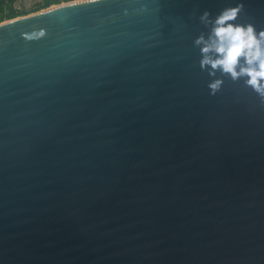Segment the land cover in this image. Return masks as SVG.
<instances>
[{"label":"water","instance_id":"95a60500","mask_svg":"<svg viewBox=\"0 0 264 264\" xmlns=\"http://www.w3.org/2000/svg\"><path fill=\"white\" fill-rule=\"evenodd\" d=\"M235 7L264 30V0L0 23V264H264V93L197 43Z\"/></svg>","mask_w":264,"mask_h":264},{"label":"clouds","instance_id":"9594fccd","mask_svg":"<svg viewBox=\"0 0 264 264\" xmlns=\"http://www.w3.org/2000/svg\"><path fill=\"white\" fill-rule=\"evenodd\" d=\"M240 11L241 7H235L222 12L214 20L209 38L197 41L203 44L202 64L220 69L233 79L249 77L246 82L264 93V30L257 32L253 24L227 23L234 21ZM207 16L205 13L203 19Z\"/></svg>","mask_w":264,"mask_h":264},{"label":"rangeland","instance_id":"374dc122","mask_svg":"<svg viewBox=\"0 0 264 264\" xmlns=\"http://www.w3.org/2000/svg\"><path fill=\"white\" fill-rule=\"evenodd\" d=\"M71 1L76 0H0V23L12 19L8 17L11 11L16 12L17 15L15 17H22L54 4H63Z\"/></svg>","mask_w":264,"mask_h":264},{"label":"trees","instance_id":"16d2710c","mask_svg":"<svg viewBox=\"0 0 264 264\" xmlns=\"http://www.w3.org/2000/svg\"><path fill=\"white\" fill-rule=\"evenodd\" d=\"M49 5V4H48ZM17 14H16V12L15 11H11V13L9 14V18H13V17H15Z\"/></svg>","mask_w":264,"mask_h":264},{"label":"bare ground","instance_id":"6f19581e","mask_svg":"<svg viewBox=\"0 0 264 264\" xmlns=\"http://www.w3.org/2000/svg\"><path fill=\"white\" fill-rule=\"evenodd\" d=\"M57 5H60V4H54V5H51V6L47 7V8H50V7H53V6H57ZM47 8H44V9H47ZM44 9H42V10H44Z\"/></svg>","mask_w":264,"mask_h":264}]
</instances>
